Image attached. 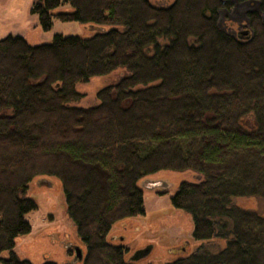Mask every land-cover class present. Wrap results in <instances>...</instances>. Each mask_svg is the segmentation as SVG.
Segmentation results:
<instances>
[{
	"label": "trees",
	"instance_id": "trees-1",
	"mask_svg": "<svg viewBox=\"0 0 264 264\" xmlns=\"http://www.w3.org/2000/svg\"><path fill=\"white\" fill-rule=\"evenodd\" d=\"M249 12L247 35L217 26L230 0H40L31 14L43 31L61 22L108 28L88 38L54 35L30 46L0 40V255L30 233L25 198L36 177L59 181L68 219L85 247L80 264H137L146 259L108 241L113 226L144 214L139 182L160 171L192 172L171 197L204 245L168 264H264V0ZM166 43L159 46L157 41ZM152 47V53L147 50ZM125 69L97 93L99 104L69 106L75 86ZM127 256V258H126ZM0 264H31L13 253ZM44 264H54L45 262Z\"/></svg>",
	"mask_w": 264,
	"mask_h": 264
},
{
	"label": "rangeland",
	"instance_id": "rangeland-1",
	"mask_svg": "<svg viewBox=\"0 0 264 264\" xmlns=\"http://www.w3.org/2000/svg\"><path fill=\"white\" fill-rule=\"evenodd\" d=\"M38 1L40 0H0V40L9 35L20 36L28 45L37 46L50 43L54 35L88 38L99 31L108 30L105 27L90 29V25L76 22H61L56 15L70 12L69 6L63 5L53 11L51 29L43 31L37 16L31 14L33 4ZM172 1L148 0L154 8H166ZM230 1V9L218 12L217 26L221 31L235 37L239 32L248 29L247 14L259 12V3ZM262 20L264 22V15ZM157 43L163 46L166 42L159 39ZM151 48L146 51L147 54L152 53ZM127 74L125 69H116L106 76L76 84L75 90L80 99L69 106L85 109L97 106V93L115 85ZM201 180L200 175L189 171H160L142 178L139 187L142 190L144 214L113 226L107 236L108 241L114 246H123L127 250V256L151 245L152 251L148 258L137 264H168L195 253L200 245H204L211 254L218 253L224 248L225 242L218 239L209 243L195 242L191 235L193 225L190 216L175 210L170 202L181 182L198 183ZM25 198L31 199L36 205V209L24 217L30 225V233L18 237L10 253L31 264H72L73 246L80 247L85 255V247L67 217L61 185L57 179L44 176L34 178L25 191ZM234 204L257 213L264 211V202L254 198L235 199ZM184 242L188 243L186 251H176ZM10 253L1 254L0 261L8 258Z\"/></svg>",
	"mask_w": 264,
	"mask_h": 264
},
{
	"label": "water",
	"instance_id": "water-1",
	"mask_svg": "<svg viewBox=\"0 0 264 264\" xmlns=\"http://www.w3.org/2000/svg\"><path fill=\"white\" fill-rule=\"evenodd\" d=\"M92 28H93V26H90V29H92ZM239 34L241 36H245V35H247V31L239 32ZM120 240H122V239H120ZM187 246H188V243L184 242L183 246L177 248L176 251L185 252ZM151 250H152L151 245H147L146 247H144L142 249L135 250L132 258H136L137 256H142V257L145 256L146 257L151 252ZM72 251H73L72 264L82 262L84 259V254H83L82 249L78 246H73Z\"/></svg>",
	"mask_w": 264,
	"mask_h": 264
},
{
	"label": "flooded vegetation",
	"instance_id": "flooded-vegetation-1",
	"mask_svg": "<svg viewBox=\"0 0 264 264\" xmlns=\"http://www.w3.org/2000/svg\"><path fill=\"white\" fill-rule=\"evenodd\" d=\"M120 237H118L117 239L119 240ZM152 251V250H151Z\"/></svg>",
	"mask_w": 264,
	"mask_h": 264
}]
</instances>
